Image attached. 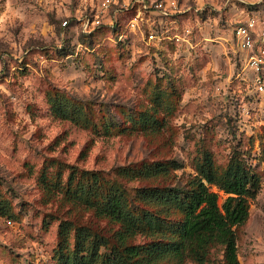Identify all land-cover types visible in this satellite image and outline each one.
<instances>
[{"label":"rangeland","instance_id":"374dc122","mask_svg":"<svg viewBox=\"0 0 264 264\" xmlns=\"http://www.w3.org/2000/svg\"><path fill=\"white\" fill-rule=\"evenodd\" d=\"M263 33L264 0H0V194L15 214L0 215V264H56L60 217L113 226L49 196L44 167L66 177L70 165L109 173L169 161L183 185L205 151L221 168L240 153L259 175L237 237L241 264H264V60L249 63L264 58ZM170 79L182 98L168 113ZM55 92L90 101L95 119L131 125L148 110L163 122L106 135L54 117ZM211 189L222 205L227 194ZM209 264H220L219 254Z\"/></svg>","mask_w":264,"mask_h":264},{"label":"trees","instance_id":"16d2710c","mask_svg":"<svg viewBox=\"0 0 264 264\" xmlns=\"http://www.w3.org/2000/svg\"><path fill=\"white\" fill-rule=\"evenodd\" d=\"M100 33L92 39L102 44ZM108 50V49H107ZM166 111L182 98L181 85L170 79ZM50 95V111L56 118L73 121L109 135L125 130H159L163 122L156 112L131 116V125L113 122L106 113L95 119L91 102ZM156 97V104L159 103ZM90 107H89V106ZM264 156V128H263ZM176 163H130L112 172L70 165L67 176L44 167L40 175L49 196L73 209L90 211L111 228H96L71 217H60L56 264H209L219 254L220 264H241L237 233L250 218V198L256 196L259 175L240 153L219 167L211 152L194 159L196 173L182 185L171 167ZM215 185L227 194L222 205ZM0 215L15 217L12 206L0 194Z\"/></svg>","mask_w":264,"mask_h":264},{"label":"built area","instance_id":"2783aa9c","mask_svg":"<svg viewBox=\"0 0 264 264\" xmlns=\"http://www.w3.org/2000/svg\"><path fill=\"white\" fill-rule=\"evenodd\" d=\"M236 35L241 40L243 47H250L252 45V38H251L249 31L246 27H240L237 30ZM263 38H264V33H263ZM263 53H264V51H263ZM263 60H264V58H262V57L252 55L250 57L249 63H252V65L255 66L256 68H259L260 64L263 62ZM259 89L264 90V84L259 83Z\"/></svg>","mask_w":264,"mask_h":264}]
</instances>
